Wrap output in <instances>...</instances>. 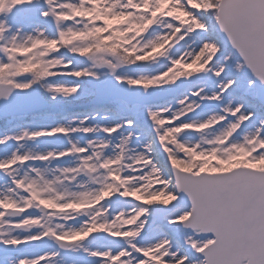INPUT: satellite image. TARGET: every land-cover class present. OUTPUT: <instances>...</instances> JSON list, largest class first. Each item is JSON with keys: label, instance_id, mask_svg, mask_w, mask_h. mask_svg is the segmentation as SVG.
<instances>
[{"label": "snow or ice", "instance_id": "snow-or-ice-1", "mask_svg": "<svg viewBox=\"0 0 264 264\" xmlns=\"http://www.w3.org/2000/svg\"><path fill=\"white\" fill-rule=\"evenodd\" d=\"M0 264H264V0H0Z\"/></svg>", "mask_w": 264, "mask_h": 264}]
</instances>
